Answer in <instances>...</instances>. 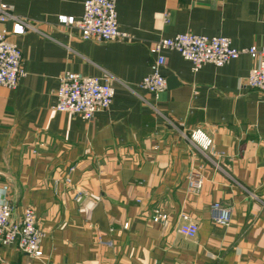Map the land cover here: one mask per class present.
Wrapping results in <instances>:
<instances>
[{
    "label": "crops",
    "instance_id": "1",
    "mask_svg": "<svg viewBox=\"0 0 264 264\" xmlns=\"http://www.w3.org/2000/svg\"><path fill=\"white\" fill-rule=\"evenodd\" d=\"M85 1L0 0L36 25L15 34L6 23L25 74L15 89L0 87V188L14 218L32 205L46 233L42 257L0 244V264H264V95L248 83L256 59L194 71L172 50L165 91L155 98L140 86L163 37L264 44V0H117L131 39L108 42L59 22L81 16ZM68 71L112 76L111 107L91 120L55 109ZM192 174L203 178L197 192ZM216 202L231 208L229 225L215 222ZM157 211L168 218L155 221ZM184 212L195 237L179 232Z\"/></svg>",
    "mask_w": 264,
    "mask_h": 264
},
{
    "label": "built area",
    "instance_id": "2",
    "mask_svg": "<svg viewBox=\"0 0 264 264\" xmlns=\"http://www.w3.org/2000/svg\"><path fill=\"white\" fill-rule=\"evenodd\" d=\"M9 20L14 21V33L25 34L36 29L35 23L26 17L17 16L7 3H0V87L15 89L20 78L25 74L23 55L16 42L11 40V33L6 27ZM59 22L77 28L83 39L98 42L126 41L131 35L119 27L117 0H86L81 16L61 15ZM178 51L192 63V69L199 71L203 65L212 63L223 66L242 54H248L257 63L251 68L248 83L264 95V44L238 48L232 40L224 35H205L196 33H178L173 37H163L150 45V53L154 55L151 70L145 75L140 86L158 98L166 89V79L162 69L167 61L168 51ZM113 77L101 78L87 76L74 72L63 73L56 91L57 103L55 109L79 115L84 119H94L96 114L108 110L114 100L115 87ZM197 139L199 135L193 133ZM200 140H203L200 135ZM212 149L211 141L204 145ZM203 186L201 175L192 174L189 178V190L199 191ZM85 191L77 188L75 200L81 201ZM14 207L3 196L0 188V244L16 243L18 247L32 257L43 256L42 242L46 233L38 224L35 208L29 205L25 208L21 219L13 217ZM212 215L219 225L227 226L232 221V210L219 202L212 205ZM168 216L157 211L154 220H166ZM179 232L188 237H195L199 230L193 217L184 212ZM128 223L125 227H128ZM102 243L113 245L111 240H101Z\"/></svg>",
    "mask_w": 264,
    "mask_h": 264
}]
</instances>
